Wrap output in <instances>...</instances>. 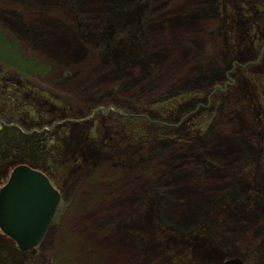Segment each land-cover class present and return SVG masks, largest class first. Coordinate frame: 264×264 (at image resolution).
Returning a JSON list of instances; mask_svg holds the SVG:
<instances>
[{
    "label": "rangeland",
    "instance_id": "1",
    "mask_svg": "<svg viewBox=\"0 0 264 264\" xmlns=\"http://www.w3.org/2000/svg\"><path fill=\"white\" fill-rule=\"evenodd\" d=\"M121 20L111 61L89 39ZM175 21L197 36L173 37ZM0 29L36 63L12 73L78 108L55 123L66 182L25 264H264V0H0ZM189 90L175 112L155 108ZM133 127L168 137L143 143Z\"/></svg>",
    "mask_w": 264,
    "mask_h": 264
},
{
    "label": "trees",
    "instance_id": "2",
    "mask_svg": "<svg viewBox=\"0 0 264 264\" xmlns=\"http://www.w3.org/2000/svg\"><path fill=\"white\" fill-rule=\"evenodd\" d=\"M130 13L132 17L139 18L141 16L140 8L137 5ZM123 25H125L123 20L112 21L102 30H95L90 35L89 40L96 42L97 46L106 48L105 52L111 61L118 60V57L126 51L122 40L118 42L113 40L116 29ZM138 25H140L139 20L132 27L136 28ZM80 26L83 28L84 24ZM86 34L85 32L84 35ZM19 44L18 40H8L0 29V61L2 63V67H0V185L6 177L4 176L7 173L6 169L9 171L14 165L25 163L44 172L52 183L60 188L63 182H66L65 177L60 175L58 170L59 165L65 163V147L63 145H67V142L55 130V123L59 115L72 116L78 108L65 96L55 95L49 89L35 86L27 80L22 81L20 78L22 75L12 73L14 65L17 66L16 69L21 70L22 74L37 71L36 63L31 60H27L30 62L25 61L26 59L21 55ZM190 92V90L182 91L163 97L155 102V108L159 113H173L184 105ZM109 108L107 110L111 111ZM161 124L165 125L163 121ZM24 125H28V127ZM201 125L202 122L193 123L192 129H189L188 137L202 135L204 131ZM131 130L135 132V138L140 139L143 143L152 138L168 137L165 134L161 135L160 130L148 134L139 131L138 135L137 127H133ZM157 229L159 232L168 233V235L176 232L162 228L160 222ZM203 232L204 225L201 228L198 227L196 235H202ZM175 234L176 237H181L178 232ZM6 248L13 250L11 251L14 253L13 257H8L10 252H7L9 250ZM30 253L31 251H19L8 238L0 234V264H25ZM171 254L169 256L177 261L184 259Z\"/></svg>",
    "mask_w": 264,
    "mask_h": 264
},
{
    "label": "water",
    "instance_id": "3",
    "mask_svg": "<svg viewBox=\"0 0 264 264\" xmlns=\"http://www.w3.org/2000/svg\"><path fill=\"white\" fill-rule=\"evenodd\" d=\"M58 199V191L45 174L26 164L14 166L0 188V230L19 249H29L43 236ZM222 264L244 262L232 257Z\"/></svg>",
    "mask_w": 264,
    "mask_h": 264
},
{
    "label": "bare ground",
    "instance_id": "4",
    "mask_svg": "<svg viewBox=\"0 0 264 264\" xmlns=\"http://www.w3.org/2000/svg\"><path fill=\"white\" fill-rule=\"evenodd\" d=\"M51 1V3H57L58 2V0H50ZM107 1V0H106ZM110 1V0H109ZM109 7V4L108 3H104V5H103V7ZM195 31L196 32V35L195 36H197V33H198V31H199V28H198V26H197V24L196 23H192V22H190V23H187V22H185V23H177L176 21L174 22V25H173V27H172V34H173V37H176V36H179V34H180V32L181 31ZM87 57V56H86ZM86 57H84V58H86ZM185 57V56H184ZM184 57H183V59H184ZM88 59V58H87ZM149 61H152V62H156V63H158V60L157 59H155L154 57H149V59H148ZM167 62V58H165L164 60H163V62L161 63L162 65H161V70H164V71H167L169 68H168V65H166V67L163 69V67H164V64ZM211 70L213 71V68L211 67ZM199 71V70H198ZM214 72V71H213ZM85 73V72H84ZM200 73H202V70L200 71ZM85 76H90V73H89V71H86V73H85V75H84V77ZM188 78L189 77H187L186 76V78L185 79H187V81H188ZM188 86V85H187ZM200 212V211H199Z\"/></svg>",
    "mask_w": 264,
    "mask_h": 264
}]
</instances>
